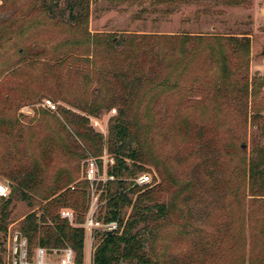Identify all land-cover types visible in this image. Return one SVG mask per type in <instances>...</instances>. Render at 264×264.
I'll use <instances>...</instances> for the list:
<instances>
[{"label":"rangeland","instance_id":"obj_1","mask_svg":"<svg viewBox=\"0 0 264 264\" xmlns=\"http://www.w3.org/2000/svg\"><path fill=\"white\" fill-rule=\"evenodd\" d=\"M31 1L19 0L13 7L8 1L0 9V23L12 13L16 19L11 28L13 32L4 33L0 41V113H4V122L15 127L19 135L18 143L13 145L0 128V167L7 169L19 164L31 171L42 167L45 187L51 185L56 173L74 165L61 150L69 144L66 133L72 134L63 115L65 111L86 119L89 127L103 136L101 157H87L95 164L96 177L90 183L97 184L113 165L114 157L107 152L106 141L109 123L117 112L101 110L96 115H88L87 101L97 96L90 92L101 85L104 70L127 61L132 49L128 45L130 37L194 38L201 35L207 39H247L248 54L241 55L243 61L247 59L248 75L251 79L264 77V57L261 56L264 0H88L87 17L80 28L71 21L68 10H64L63 0L53 12L54 20L32 8ZM2 2L0 0V4ZM107 40L114 45V55L106 52ZM192 43L184 48L176 47L173 53L165 47L162 54L175 65L161 74L159 83L167 79L169 86L148 85L137 96L134 118L146 128L149 159L154 162L153 165L142 163L143 170L138 175L148 174L150 185L160 181L157 168L165 176L176 178L178 184L192 177L198 156L188 153L192 151V140L185 137V132L193 137L199 129L208 139L215 135L219 150L234 173L228 174L230 183L226 189L207 190L186 210V216L176 218L168 228H163L152 247L153 253L164 264H264V203L256 198L252 200L246 192L238 157L242 146L241 151L248 159H257L258 150L264 154V110L255 124L248 121L244 126L233 110L225 107V101L215 107L220 100L213 88L220 82L218 68L212 64L206 47L193 48ZM22 49L25 50L23 57L18 54ZM183 49L185 52H181ZM199 90L203 94H195ZM116 94L114 87L109 96ZM257 97L264 101V88ZM44 100L50 101L56 109L42 107ZM8 103L13 105L10 111L6 109L10 107ZM173 131L177 137L171 136ZM141 132L145 137V130ZM16 149V159L10 160L12 150ZM82 164L83 160L79 162L82 173L77 181L87 182L86 168L82 169ZM1 179L11 183V194L9 200L0 203V213L9 203L4 222L0 214V227L5 225L0 228V264H12V235L21 233L26 215L36 212L39 216L41 210L38 205L30 207L31 200L15 195V184L3 174H0ZM77 181L69 188L73 189ZM96 184L90 186L88 182L85 193H89V202L82 221L90 209L98 219L104 201L99 192L93 193ZM63 210L69 209H60L59 215ZM128 213L127 209L123 212L125 218ZM72 226L78 227L74 213ZM140 231L141 226L132 233ZM141 237L143 249L148 250L149 237L144 232ZM199 238L207 243L205 253H189ZM37 248L30 255L27 244L28 264H33ZM46 257L51 264H56L58 255L53 250H47Z\"/></svg>","mask_w":264,"mask_h":264},{"label":"trees","instance_id":"obj_2","mask_svg":"<svg viewBox=\"0 0 264 264\" xmlns=\"http://www.w3.org/2000/svg\"><path fill=\"white\" fill-rule=\"evenodd\" d=\"M8 1L10 5L13 4V7L19 0H3L0 9ZM60 1L51 0L47 3V0H32L30 3L32 8L40 10L54 20L53 12L58 9ZM63 1L64 10H68L71 21L80 28L87 17L88 0ZM14 15L12 13L9 19L0 23V41L4 33L9 35L13 32L11 28L16 20L13 19ZM85 35L87 36V32ZM190 41H193V48L206 47L212 64L218 68L220 82H217L213 88L220 96V100L215 103V107L218 108L220 101L222 106L225 101V107L232 109L244 126L248 121L253 123L261 119L259 114L264 110V101L257 96L264 88V77L251 79L248 75L247 59L243 61V55H241V53L248 54L247 39L239 41L233 37L207 39L201 35L194 38L178 35L130 37L128 45L132 49L127 56V61L118 66L111 65L104 70L101 74V85L91 89L90 92L97 93V96L87 101L88 115H96L101 110L113 109L117 112V116L109 123L106 141L107 152L114 157L113 165L107 169V175L113 176L114 181L105 184L97 183L95 193L99 192L101 200L104 201L99 210L98 220L116 221L120 227H123L121 234L101 235L97 238L91 264H164V261L157 260L152 249L160 238L163 228H168L167 226L173 224L176 218L186 216V210L207 190L217 192L223 188L226 189L230 183V176L234 170L230 169V164L219 150L215 135L212 134L211 139H208L204 136L202 129H199L194 136L192 135L193 137L185 132V137L192 140V151L190 149L188 153L191 156H198V162L192 168V177L178 184L176 178L165 176L157 168L159 183L155 184L154 181L151 186H132L131 179L143 170L142 163L151 165L154 163L152 158L149 159L146 128L141 127L139 121L134 118L135 101L145 86L158 84L163 88L169 86L167 79L160 83L159 81L161 74L172 69L175 64L172 65V61L168 62L165 59L163 50L169 47L173 53L176 47L184 48ZM104 44L107 54L114 55L116 51L111 40H107ZM24 53V49L18 52L22 57ZM173 86L171 85L170 88ZM114 87L117 94L113 97L109 96ZM195 94H203V92L199 90ZM6 109L10 111L13 105ZM4 111L5 108H3ZM64 113L72 134L66 133L69 144L67 143V146H63L61 150L70 162H74V165L64 172L56 173L51 185L46 187L43 182L42 167H36L31 171L21 168L19 164H14L7 169L0 167V174L15 184L13 190L15 195H19L22 200H31L30 207L35 205L40 207L41 215L38 216L36 212L29 213L21 226V234L27 240L30 255L31 251L37 247L47 250L69 247L74 252L75 263L82 264L84 231L79 227H73L67 220L61 219L59 210L69 209L76 215L78 225L83 222V215L87 211L89 202V193L86 195L85 192L89 185L86 181H77L82 173L79 162L83 160L82 169L83 167L85 169L88 156L101 157L103 136L94 132L86 119L67 111ZM2 114L4 113H0V128L3 130V135L16 145L19 141L18 132L15 127L4 122ZM141 129L145 130V137ZM171 136L177 137L178 134L173 131ZM17 151V149L12 150L10 160L16 159ZM258 153L257 159H248L240 148L238 157L244 183H246V192L252 200L256 198L264 203V154L262 150H258ZM75 181L77 183L73 189H70L69 186ZM31 196H36L37 201ZM8 205L7 202L0 213L1 222H4L8 216L6 212ZM126 209L129 213L125 218L123 212ZM184 224L186 226L188 224L187 217ZM4 226L0 228H5ZM139 226H141L140 233H132ZM142 232L149 237L148 250L143 249ZM206 246L207 243L199 238L194 247L190 248L189 253L204 254Z\"/></svg>","mask_w":264,"mask_h":264},{"label":"built area","instance_id":"obj_3","mask_svg":"<svg viewBox=\"0 0 264 264\" xmlns=\"http://www.w3.org/2000/svg\"><path fill=\"white\" fill-rule=\"evenodd\" d=\"M42 107L47 110L54 111L56 109L55 105L52 104L48 100H44L42 102ZM113 162V161H112ZM94 162L87 160L86 163V171H85V179L89 182L90 186L95 183L93 181L90 183V180L96 177L94 172ZM95 179V178H94ZM93 179V180H94ZM98 183L101 182L105 184L106 182L114 181L113 176L105 175L103 178L98 179ZM132 186L136 187H144L151 186V178L148 174L137 175L133 179H131ZM96 184V183H95ZM92 193V192H91ZM95 194V191L93 192ZM11 194V183L7 180H0V203L9 200ZM60 218L67 220L70 225H73V213L69 210H63L60 212ZM84 231V257L86 259L82 264H91V258L93 252L95 250L96 242L95 238L99 235H114L120 234L122 229L119 227L116 221H108L104 222L103 220L95 219L92 213V209L88 212V215L84 219V221L78 225ZM12 252L14 255L12 264H28L26 261L27 254V240L24 238L21 233L15 232L11 238ZM55 254L58 255L56 257V264H76L75 263V255L71 248L65 247L60 250H53ZM47 249L38 247L35 251V257L33 264H51V262L47 261Z\"/></svg>","mask_w":264,"mask_h":264},{"label":"water","instance_id":"obj_4","mask_svg":"<svg viewBox=\"0 0 264 264\" xmlns=\"http://www.w3.org/2000/svg\"><path fill=\"white\" fill-rule=\"evenodd\" d=\"M261 56L264 57V48L261 51ZM241 149H244V146H242ZM143 248H145V245H143Z\"/></svg>","mask_w":264,"mask_h":264}]
</instances>
